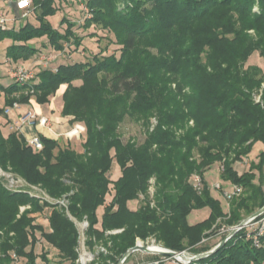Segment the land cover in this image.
Wrapping results in <instances>:
<instances>
[{
  "label": "trees",
  "instance_id": "obj_1",
  "mask_svg": "<svg viewBox=\"0 0 264 264\" xmlns=\"http://www.w3.org/2000/svg\"><path fill=\"white\" fill-rule=\"evenodd\" d=\"M79 2L89 16L83 23L64 17V31L49 20L62 11L56 0H32L26 18L16 15L9 29L0 28V41H12L6 57L14 64L50 52L59 59L62 51L71 52L67 47L85 48L89 35L77 34L76 25L86 30L97 26L113 35L110 44L120 46L119 56L103 54L105 47L92 60L47 68L35 64L34 80L0 83L5 97L0 117L16 104L29 103L32 93L46 103L67 84L62 113L86 127L83 151L72 140L43 134V146L36 149L18 127L5 135L0 121V168L55 200L30 187L9 188L0 177V264L48 261L45 252L35 250L37 232L59 251L61 262L80 264V233L73 217L88 221L85 243L95 253L94 264H117L138 238L155 237L177 251H209L213 247L199 245L219 231L218 219L232 227L264 206V150L250 170L240 174L234 167L256 144L264 146V70L248 63L255 51L264 57V0ZM43 38L46 42L38 46L35 42ZM75 80L83 83L75 86ZM127 118L144 126L142 142L124 140L120 128ZM152 118L157 119L154 126ZM114 160L121 168L116 180L108 174ZM217 162L222 179L243 186L228 211L205 178ZM193 173L204 179L201 193L191 183ZM140 194L144 203L132 209L130 202ZM63 199L67 206L58 202ZM22 206L28 207L21 211ZM206 207V218L189 222L193 210ZM46 208L49 230L36 221ZM249 231L243 227L210 256L180 264H264V235L256 245Z\"/></svg>",
  "mask_w": 264,
  "mask_h": 264
},
{
  "label": "rangeland",
  "instance_id": "obj_2",
  "mask_svg": "<svg viewBox=\"0 0 264 264\" xmlns=\"http://www.w3.org/2000/svg\"><path fill=\"white\" fill-rule=\"evenodd\" d=\"M16 1L17 0H0V12L6 13L9 17H15L16 15L17 16L21 15V11L18 12V9L16 6ZM85 1H87V0H85ZM79 3H80L79 0H78V2H77V0L76 1L68 0L65 2L63 0H56V5H61L62 11L58 12L57 14H55L53 16H50L49 20L51 21L53 26L56 28H59L61 31H64L66 28V24H64L62 26V23H61L62 19L64 17H67L70 21H75L77 19V21H79L80 23H83L84 19L89 16V10L87 7H85V5L82 2H81L82 4L81 3L79 4ZM30 20L34 21V16H31ZM74 30L79 35H89L88 37H86L84 39V47L85 48H83V46H80L78 49H75L74 46H72L71 48L67 47L66 49L70 50L71 52L62 51V55L59 57V59H56L53 62H51L52 66H56L59 62H63V61L77 62V61H81V60H85V61L92 60L94 55L99 53L105 47H108V49L103 54L107 55V54L115 52L119 56L120 46L117 44H110L109 43V40L111 38H113L112 34H108L105 30H103L97 26H92L91 28L86 30V29H83L82 26L76 25ZM91 31H93V33H96V36L92 37ZM43 42H46L45 38H43L40 41H37L35 43L38 46H41ZM11 43H12V41L10 39H4V40L0 41V83L4 84V85H9V84L13 83V81H14V79L11 76V68L15 64L11 63L10 61L7 62V60H6L7 47ZM53 53H55V52H53ZM248 61H249L248 63L258 65L259 67H261L264 70V57L260 56L258 51H255L250 56ZM22 63L24 65L30 67V68H32L35 64L40 65L38 62V56H36V55L31 57L27 61H23ZM51 65L49 67H51ZM34 79H36V76L34 77ZM34 79H31V80H34ZM82 83H83L82 80L73 81V85H75V86H80ZM67 87H68L67 84H62L59 87V89L57 90V92L50 96V98L54 102H57L56 103L57 105L59 104V102H63V105H64L63 96L67 90ZM263 89H264V84L262 86V90ZM262 90L260 91V94L256 95L257 101L261 100ZM27 93L28 92L26 91L25 94H27ZM16 95H17V97H19L18 94H16ZM4 100H5L4 94L0 91V106L4 105V103H5ZM35 101H37V97L34 95V93H32V97L30 98L29 103L17 104V106L15 105L13 107V109H19V107H21V105H30ZM49 102H50V100L46 103H49ZM40 104H45V103H40ZM62 110H63V107H62ZM68 116H70V115H68ZM0 121L2 123L1 124L2 130H3L5 135H7L10 130L16 129V127H18L17 119H16V121H14L12 119L9 120V117L7 114H5L4 116H1ZM152 122H153L152 126L156 125L157 119L152 118ZM77 124H79V126H81L82 128L84 127L85 136H83L80 139H78V138L74 139L72 141H73L74 147H76V149L78 151H83V148L81 146V142L83 139L86 138V127L81 123H77ZM12 126H13V128H12ZM81 127H79V128H81ZM120 130L123 133V138L125 141L129 140L130 138H133L139 142H142L146 137L145 128L142 125V123L133 121L132 119H129V118H127L126 121L122 124ZM77 133L80 135L79 130L77 131ZM263 150H264V146L261 143L256 144L253 148V151L250 153L249 157H245L241 162L235 163L234 167L238 170V172L240 174L250 170L251 161L257 162L259 159L258 156ZM220 164H221L220 162H217L210 169H208L205 172V178L208 181V183L210 184L211 192L213 193V195L217 196L221 199L224 210L228 211L229 207H230V203L232 202V199L225 198L220 190L212 188V185L216 182H219L224 187V189L232 190V188H233L232 183L230 181H226V180L221 178V176H220V173H221ZM255 172L257 173V178L255 179V181L258 183L259 182V179H258V173L259 172L257 170H255ZM108 174L112 180H116L119 178V176L121 174V168H120V166L116 160H114L112 167H111V170ZM0 177L3 178V181L6 183V185L9 188H13L15 190L16 189L18 190V189L23 188V187H30L32 189L33 193H36L37 195H41L42 197H45L46 199H48L51 202H55V200H53L51 197H49L39 187L34 186V185L29 186V184L20 176H15L13 173L5 172L0 168ZM263 189H264V181H263ZM155 191H156V187L154 185H152L149 188L151 206H155V195H154ZM144 198H145V195L140 194L138 199L130 202V205L135 206L137 209L138 207H140L144 203V201H145ZM63 200H59L58 202L60 203V201H63ZM64 201H65V204L68 203L67 200H64ZM108 201H111V195L110 194L108 195ZM60 205L65 206L62 203H60ZM258 209L259 208H257L255 211H257ZM49 213H50V208H46L43 213L37 214V218H36V221L38 223L43 224L47 230L50 229L49 221H48ZM102 213H103V207H100L99 211H98V214L100 217L102 216ZM209 213H210V208H208V207L203 208V209H199V210H193L189 216V222L194 224V222H196L200 219L206 218L209 215ZM250 215H245L244 219L248 218ZM73 220L76 223L77 228H78L79 233H80L79 245H78V251L80 252V257L78 259V262L80 264H94V262L96 260L95 259V253L93 251H91L86 246V243H85V241H86L85 230L88 226V221L78 220L74 217H73ZM218 223H220V227H221L219 229V231L217 233H215L214 235H212V237L206 239L199 246L208 245V246H211L214 248L217 244H219V242L222 239H224L231 232L233 227L236 226L235 225V226L230 227V226L226 225L225 224L226 222L223 218L218 219L217 224ZM246 227H247V230H250V228H251L250 225L246 226ZM121 230L122 229L114 230V231H108V233H117V232H120ZM37 236L39 238V241L36 244L35 250L38 254L45 252L47 255V258H48V261H43L41 259V257L38 258V260H37L38 264H70V262H61L62 260H61V256L59 254V251L57 249H55L51 244H49L42 237L40 232H37ZM137 242H140L141 244H144V245H150V246L153 244H155L156 246L160 245L163 247V249H169L168 247H166L164 245L163 242H157L155 237H149L147 240H142V239L138 238L136 243ZM183 251H185L186 255H188V256L196 255V253L190 247L183 250ZM96 253H97V251H96ZM157 258H159V259L157 261H155L156 264H180V263H183L180 260H178L177 258L171 257L169 255L144 253L142 251H137L134 254V256L129 261L125 262L124 264H143V263H147V262L154 260V259H157ZM22 263H23V261L19 262V264H22Z\"/></svg>",
  "mask_w": 264,
  "mask_h": 264
},
{
  "label": "built area",
  "instance_id": "obj_3",
  "mask_svg": "<svg viewBox=\"0 0 264 264\" xmlns=\"http://www.w3.org/2000/svg\"><path fill=\"white\" fill-rule=\"evenodd\" d=\"M31 4H32V0H17L16 1L18 10L22 12L21 18H26L28 16L29 13L27 9L31 6ZM14 21H15L14 17H9L6 13L0 12V28L9 29L11 26V23ZM57 57H58V54L53 53V52L42 53L38 55V62L42 67L47 68L51 65V62L57 59ZM11 76L14 80L20 83L21 82L24 83L35 77V71L33 68H30L24 65L23 63H17L11 68ZM39 120L40 119H38L37 113L35 111L30 110V111H27L21 114L20 119H19V126L20 128L26 125L37 126ZM42 122L46 124L47 126L48 125L50 126L49 119H44L42 120ZM27 140L36 149H41L43 146L39 135H36ZM191 183L198 193H201L203 191L205 183H204V179L201 174L193 173L191 176ZM232 186H233L232 190H228V189H224V187L219 182H216L212 185V188L220 190L225 198L232 199L233 197L238 196L243 192L242 185L232 184ZM63 201H60V203L67 206V203L65 204V201L64 202ZM27 207L28 206H22L21 211L25 210ZM249 225L251 226V228H250V231L248 232V236H252L255 241V244L259 245L260 237L264 235V214L259 216L258 218L253 219ZM183 263H188V262H183Z\"/></svg>",
  "mask_w": 264,
  "mask_h": 264
},
{
  "label": "crops",
  "instance_id": "obj_4",
  "mask_svg": "<svg viewBox=\"0 0 264 264\" xmlns=\"http://www.w3.org/2000/svg\"><path fill=\"white\" fill-rule=\"evenodd\" d=\"M6 60H9V58L6 57ZM56 103L57 102H54L50 98V102L45 103V104H40L37 101H35L30 105H21L19 109L8 108L9 109L8 116H9V119L16 121V119L17 120L20 119V116H21L20 114H23L27 111L31 110L37 113L38 119H40L37 126L26 125L20 128L19 121L17 123L18 128L20 129L21 133H23L27 139H30L40 134H43L47 137L56 138L59 140H74L77 138L80 139L83 136H85L84 127L82 128L81 126H79V124L73 123L72 116L62 114L63 102H59L58 105ZM44 119L50 120V126L49 125L47 126L46 124L42 122V120ZM78 130L80 131V135L77 133ZM214 197L219 198L217 196H214ZM130 207L132 209H136V207L133 205H130ZM201 220L203 219H200L196 222H199Z\"/></svg>",
  "mask_w": 264,
  "mask_h": 264
},
{
  "label": "water",
  "instance_id": "obj_5",
  "mask_svg": "<svg viewBox=\"0 0 264 264\" xmlns=\"http://www.w3.org/2000/svg\"><path fill=\"white\" fill-rule=\"evenodd\" d=\"M263 214H264V206L259 208L257 211L252 213L248 218L243 219L238 225L233 227L231 232L224 239H222L219 242V244H217L214 248L210 249L209 251L199 253V254H196L193 256H188L185 254L184 251H177V250H173V249H156V248H152L150 245H144V244H141L140 242H137L133 247L129 248L124 253V255L122 256V258L120 259V261L117 264H124L126 262V260L129 258V256L131 254H133L134 252H137V251H142L144 253L169 255V256L177 258L178 260H180L182 262H191L194 260H198V259L208 257L211 254H213L214 252H216L220 247H222L239 229L246 227L247 225L250 224V222L253 219L258 218L259 216H261Z\"/></svg>",
  "mask_w": 264,
  "mask_h": 264
},
{
  "label": "bare ground",
  "instance_id": "obj_6",
  "mask_svg": "<svg viewBox=\"0 0 264 264\" xmlns=\"http://www.w3.org/2000/svg\"><path fill=\"white\" fill-rule=\"evenodd\" d=\"M151 247H152V248H156V249H163L162 246H160V245L156 246L155 244L151 245Z\"/></svg>",
  "mask_w": 264,
  "mask_h": 264
}]
</instances>
